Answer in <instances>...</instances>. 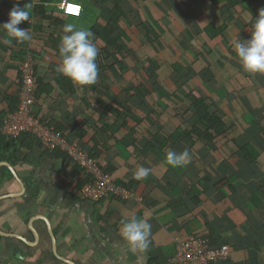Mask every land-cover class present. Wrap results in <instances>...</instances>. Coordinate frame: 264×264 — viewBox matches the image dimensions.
<instances>
[{
    "label": "crops",
    "instance_id": "obj_1",
    "mask_svg": "<svg viewBox=\"0 0 264 264\" xmlns=\"http://www.w3.org/2000/svg\"><path fill=\"white\" fill-rule=\"evenodd\" d=\"M43 1L54 11L33 15L35 6ZM60 2L0 0V24L7 22L14 4L32 5L30 19L19 25L29 31L30 41L18 44L13 39L6 44L4 40L8 37L0 32V131L4 134L2 121L19 92V53L30 47L40 54L39 102L35 106L39 115L50 123L63 125L68 142L98 153L112 170L113 184L128 191L130 197H109L99 208L84 201L79 194L72 196L75 179L68 172L58 175L60 161L32 144L25 161L15 166L0 162L11 166L25 187L20 197L0 201V230L26 241L1 237L0 264H63L52 253L49 230L40 217L50 225L56 253L74 264H172L175 240L200 234L210 235L215 242L230 248V258L216 264H264V74L245 72L233 50L234 42L243 41L239 38L249 39L248 30H240L233 18L227 17V26H222L220 35L210 40L202 28L212 17L211 8L209 4L206 6L207 2L192 0H150L148 6L155 14H150L146 7L148 12L141 11L138 16L142 21L153 20V26L163 38V52L157 57L161 66L156 73L161 89L169 94L182 86L198 90L212 106L224 112L231 128L229 139L239 148H248L256 157L254 164L236 159L233 164L240 175L225 182L222 177L226 167L221 165V158L218 160L219 154L198 145L193 147V154L189 151L191 162L187 166L172 168L163 163L166 153L170 150L180 153L187 149L186 143L166 149L159 146L163 135L155 126L147 128L140 123L131 134L121 127L123 119H116L119 106L135 111L141 118L149 113L139 100L122 91L131 84L138 85V79L142 82L139 65L129 61L118 77L106 73L103 84L87 87L83 94L56 71L61 62L62 28L74 22L59 15ZM103 3L104 0H91L95 11L90 12L91 23L104 26L103 19L107 17L103 10L107 4ZM106 3L112 5L115 1ZM120 7L125 14L122 23L133 30L136 20L128 15L130 4L123 1ZM57 19L62 20L60 25ZM188 22L201 28L197 37L188 31ZM75 24L77 28L82 27ZM191 46L200 52L202 46H207L211 53L203 55L201 63L195 62L185 52ZM178 63L199 73L208 68L215 79L211 83L208 75L199 77L195 73L191 79L182 80L165 66ZM105 64L112 66L115 62L109 58ZM163 121L172 122L175 131L178 122ZM127 123L132 127V122ZM106 124L112 130L101 144L98 135L102 132L96 130ZM115 124L117 129H113ZM102 145L104 151L98 147ZM139 167L151 169L143 181L133 179ZM5 169L12 175L4 166L0 167V175ZM19 192L13 175L0 185V196ZM35 195L36 199H31ZM133 215L152 226L151 243L145 252L132 250L119 233L121 221ZM34 217L38 219L32 223L37 238L28 227ZM49 253L54 258L48 257Z\"/></svg>",
    "mask_w": 264,
    "mask_h": 264
},
{
    "label": "trees",
    "instance_id": "obj_2",
    "mask_svg": "<svg viewBox=\"0 0 264 264\" xmlns=\"http://www.w3.org/2000/svg\"><path fill=\"white\" fill-rule=\"evenodd\" d=\"M58 1L60 2L62 0ZM66 1L80 4L82 6L81 15L79 17H68L64 16L61 12H59V15L63 18H71L78 24V26L82 25V27L90 28V30L94 33L93 42L99 49V54L96 60L99 69L98 80L91 86L96 87L99 84H103L106 80V73H110V75L118 77L121 72L126 70V64L129 61L140 66V76L143 78L142 82L140 83V79H138V85L131 84L130 86L123 88L122 91L123 93L130 95L131 98L133 97L136 100H139L140 104H142V106H144L149 113L148 116L141 118L135 111L119 106L120 109L117 112L118 116L116 119H123L124 124L121 127L126 130L128 134H131L130 132L136 130L140 123H143L147 128H152L154 126L157 127V132H160L163 135L162 139L158 137L159 140L161 139V145L159 146H163L162 148L167 149L168 146L186 143L187 145H184H186L191 154H193L194 151L193 147L196 148L198 145L206 148L213 154H219L218 160L221 158V165L226 167L223 171V173L226 174L222 177V181L225 182L230 181L232 176L238 177L240 175L239 170L233 164L236 159L238 161L240 159L245 160L250 164H254L256 157L253 152L249 151L248 148H239L236 146L235 142H232L229 139L231 128L228 125L224 112L217 109L215 106H212L211 101L208 98L204 97L198 90L190 89L188 87L184 88L185 86L179 87L177 91L169 94L162 90L159 83H157L156 73L161 66L159 65L157 57L163 52V38L153 26V20L146 18L145 21H142V19L140 20L138 17L139 12H148L146 7L149 8L148 3L150 0H114L115 3H112V5L106 3L108 0H104L105 3L103 4H107L103 10L104 15L106 14L105 16L107 17L103 19L104 26L91 23L90 12H95L90 4L91 0ZM123 1H128L131 8L128 15L136 20V22L134 20L132 22V25L135 22V28L131 31L128 25L125 26L124 22L122 23V17H124L125 14L123 13V9L120 7V3ZM192 1L194 3L207 2L206 6L209 4L211 8L210 13L212 17L209 22H207V25L202 28L203 34H205L210 40H213L220 35L219 29L222 26H227L228 20L225 21V18L227 17L233 18L234 23L240 30L247 29L250 38L252 24L254 23L259 10L264 8V0ZM50 10L54 11V9L50 8L45 4V1H43L42 3L36 5L32 12L33 15L35 14V16H38L44 15ZM149 13L155 14V11L152 9ZM236 15L238 18H236ZM242 15H244V18ZM136 17L139 20H137ZM56 21H58L56 23L59 25L62 23L61 19H57ZM187 29L193 37H197L201 28L192 22H188ZM131 35L133 36L130 37ZM243 38L244 37L239 38V40H247V37ZM25 43L26 42L23 44ZM185 52L189 53L195 62L201 63L202 56L209 55L211 50L207 46H202V52H200L194 46H191L190 48H186ZM28 55H30L33 59L36 83L38 86L36 92V105H38L40 79L37 77V70L40 54L38 51L30 47L29 49L23 51L21 50L19 53V65ZM109 58H112L115 62L112 66L105 64V61ZM165 66L170 73L175 76L182 77V80H187L188 78L191 79L195 73L199 77L208 75L212 78L211 83H213L215 79L212 72L208 68H203V71L199 73L193 68H191V70L179 63L166 64ZM19 75L20 73L18 71V86ZM91 86H84L81 88L75 85L77 88L76 90H78L80 94H83L84 91L87 90V87ZM14 99V102L11 103V106L9 107L7 115L17 110L18 99ZM163 119L169 122L172 120L178 122L177 127L175 126V131L172 130L173 123L168 122L169 124H166L167 122H164ZM127 122H132V127H130ZM49 124L54 126L56 132L68 139L66 132L64 131L66 128L63 127V125L59 126L52 121L51 123L49 122ZM115 127L116 124L113 129ZM117 128L118 127L115 129ZM162 129H168L171 132H163ZM111 130L112 126L110 124L97 127L96 131L102 132V135H98L100 141H102L101 144H104L109 138L107 133L111 132ZM152 138H156V135ZM32 144H37V146L41 147L39 141L28 133L22 134L17 139H12L8 138L0 131V162H8L11 166H15L17 163L25 161V157L28 155L29 151H31ZM124 144L127 146L128 143L124 142ZM98 147L102 148L103 151L105 150L103 149V145ZM127 148L130 150L128 146ZM85 152L88 153V155L97 162L99 168L104 173L108 174L112 179V170L109 169V166L105 163V161L101 160L99 154L92 153L87 150ZM49 155H53L55 160L60 161L61 169L59 170L58 175L63 172H68L75 179L74 182L76 185L71 190L72 196L76 197L77 194L80 195L82 188L91 181L90 176L87 175L81 167L75 165L65 153L55 151ZM5 179H12V175L7 169H5L0 175V185ZM68 186H70V184H68ZM122 187L124 188V186ZM35 197L36 195L31 199L34 200L36 199ZM106 199L107 198H104L97 203H93V205L100 208L102 202ZM195 236L208 240L210 248H219L225 245L223 243L215 242V239L207 234ZM1 240L2 238L0 237V241Z\"/></svg>",
    "mask_w": 264,
    "mask_h": 264
},
{
    "label": "clouds",
    "instance_id": "obj_3",
    "mask_svg": "<svg viewBox=\"0 0 264 264\" xmlns=\"http://www.w3.org/2000/svg\"><path fill=\"white\" fill-rule=\"evenodd\" d=\"M31 8V4L23 7H20L18 3L14 4L8 13L7 22L0 24V32L8 37L4 40V43L9 44L13 39L18 44L31 40L32 37L29 31L26 28L19 27L22 22H27L30 19ZM67 11L70 14L78 15L77 7L69 6ZM62 32L64 35H62L59 44L61 62L56 71L78 87L83 88L95 84L99 74L96 63L99 49L93 42L94 33L90 28H77L74 22L66 23L62 28ZM233 50L245 72L264 74V8L259 10L252 24L250 38L234 42ZM34 110L36 111L35 108ZM47 122L49 123V121ZM190 162L191 157L187 149L180 153L170 150L166 153L163 161L172 168L185 167ZM150 172V168L139 167L134 172L133 179L143 181L147 179ZM151 228V224L146 220L138 219L133 215L121 221L119 233L132 250L145 252L151 243Z\"/></svg>",
    "mask_w": 264,
    "mask_h": 264
},
{
    "label": "built area",
    "instance_id": "obj_4",
    "mask_svg": "<svg viewBox=\"0 0 264 264\" xmlns=\"http://www.w3.org/2000/svg\"><path fill=\"white\" fill-rule=\"evenodd\" d=\"M69 6L78 8V15L70 14ZM58 10L64 16L78 17L82 12L79 4L62 0ZM19 92L17 94V110L9 113L2 122V131L8 138L17 139L22 134L35 137L43 151L52 153L60 151L65 153L75 165L81 167L90 176L91 181L81 190V198L90 203H97L111 196L128 198V191L118 188L113 184L111 177L104 173L97 162L76 143H70L54 126L44 121L34 110L36 106L37 83L33 59L26 56L18 69ZM231 250L228 246L210 248L209 241L196 236L185 240H175V255L172 264H216L225 262L230 258Z\"/></svg>",
    "mask_w": 264,
    "mask_h": 264
},
{
    "label": "water",
    "instance_id": "obj_5",
    "mask_svg": "<svg viewBox=\"0 0 264 264\" xmlns=\"http://www.w3.org/2000/svg\"><path fill=\"white\" fill-rule=\"evenodd\" d=\"M3 166L4 167H7L11 171L13 177L16 179L17 183L19 184L20 192L18 194H10V195H5V196H0V201L1 200H4V199H11V198H18V197H20L24 193V191H25L24 185L22 184V182L20 181V179L17 177L16 173L13 171V169H12L11 166H9L7 163H0V167H3ZM40 218H41V220H43L46 223L47 228L49 230V235H50V238H51V241H52V244H51V246H52V253H53L54 257L58 261H60V262H62L64 264H74V263H72V262H70V261H68V260H66L64 258H61L56 253V249H55V238L53 236V233L50 231V225L48 224L47 220L44 217H40ZM35 220H38L37 217H34L33 219L30 220L28 227L34 233V235L36 236L35 238H37V234L35 233V230H34V228L32 226V223ZM89 223H90V221H89ZM0 237H2V238H13V239L20 240L22 242H26L22 237H20L18 235L10 234V233H5V232H2L1 230H0ZM143 264H145V263H143Z\"/></svg>",
    "mask_w": 264,
    "mask_h": 264
},
{
    "label": "rangeland",
    "instance_id": "obj_6",
    "mask_svg": "<svg viewBox=\"0 0 264 264\" xmlns=\"http://www.w3.org/2000/svg\"><path fill=\"white\" fill-rule=\"evenodd\" d=\"M36 152H38V153H39V151H36ZM50 256H52V257H53V255L49 253L48 257H50ZM30 257H31V256H30Z\"/></svg>",
    "mask_w": 264,
    "mask_h": 264
},
{
    "label": "flooded vegetation",
    "instance_id": "obj_7",
    "mask_svg": "<svg viewBox=\"0 0 264 264\" xmlns=\"http://www.w3.org/2000/svg\"><path fill=\"white\" fill-rule=\"evenodd\" d=\"M64 264V263H63Z\"/></svg>",
    "mask_w": 264,
    "mask_h": 264
}]
</instances>
